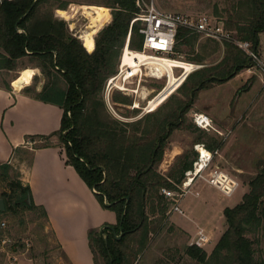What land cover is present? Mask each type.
Instances as JSON below:
<instances>
[{
  "label": "trees",
  "instance_id": "1",
  "mask_svg": "<svg viewBox=\"0 0 264 264\" xmlns=\"http://www.w3.org/2000/svg\"><path fill=\"white\" fill-rule=\"evenodd\" d=\"M72 2L76 1L0 0V86L11 89L10 82L20 70L39 69L43 77L41 88L37 89V75L33 74L21 91L59 106L62 116L55 132L32 136L44 139L33 148L47 146L50 143L46 140L57 136L65 150V162L88 187L94 188L99 204L114 211L115 223L87 231L93 264H136L138 255L150 243V234L166 219L172 202L160 189H176L174 183L181 182L196 155L193 149L185 151L173 159L167 174L160 173L158 166L168 138L176 129H201L192 144L202 142L210 150L217 148L220 142L188 121L187 113L199 91L229 80L246 65L247 59L236 45L224 42L222 57L204 63L219 42L205 38L204 44L196 47L199 36L179 27L171 55L186 47L189 55L185 61L202 66L190 71L175 93L154 110L135 120H121L108 111L103 94L107 80L117 71L128 32L127 47L142 50L141 21L131 23L139 9L134 0H101V5L106 6L105 18L93 29L91 41H81L69 30L62 15ZM221 10L216 4L211 15L236 38L257 46L259 33L264 31V0H231L223 9L225 18ZM248 88L244 84L238 92ZM111 101L130 104L132 97L116 90ZM23 152L22 159L31 158L32 151ZM258 167L241 200L224 207L225 229L211 250L186 245L185 253L197 264H264L259 246L264 222V159ZM0 182H4L0 191L4 208L0 215L37 214L47 224L45 210L34 204L30 188L21 181L16 166L1 163ZM104 197L109 205H105ZM167 259L160 258L154 264H169Z\"/></svg>",
  "mask_w": 264,
  "mask_h": 264
},
{
  "label": "rangeland",
  "instance_id": "2",
  "mask_svg": "<svg viewBox=\"0 0 264 264\" xmlns=\"http://www.w3.org/2000/svg\"><path fill=\"white\" fill-rule=\"evenodd\" d=\"M75 1L76 2L70 3L67 8L62 11V15L66 18L65 20L69 30L74 35L79 37L81 41L83 39L90 41L89 39H92V31L98 25L91 28V35L89 38L82 37L83 30L87 29L89 24H95V21H92L90 18V12L101 9L104 13V7L106 6L101 5V0ZM230 1L231 0H154L156 6L160 9L189 16H195L201 13L213 14L214 5L217 4V7L222 9V17L224 18L225 13L223 9L228 6V2ZM104 18L105 16L103 15V20ZM204 42L205 38L198 37L195 45L197 47L198 44H204ZM259 42L260 44H264V31L259 34ZM187 51L188 48L183 47L182 52L172 54L170 58L174 55L176 59L185 60L187 55H189ZM145 52L153 55L155 54L150 50H146ZM223 52L224 46L220 44L204 63L218 61L222 57ZM25 72H30L28 79L31 80L34 69L30 67L20 70L19 75L15 79L21 77ZM181 72V68H174L173 70V73L177 76ZM161 73L162 72L159 71L156 72L151 64L140 66V70L137 71L136 75L129 77L125 81V87L128 88L126 93L132 97L131 103L122 104L112 102L111 95L113 91L117 90L114 88L109 91L107 96L106 93L103 94L108 111L114 117L125 121L135 120L144 115L149 111L147 106L149 99L153 98V96L162 90L167 83L168 76L165 75V72H163V75L159 76ZM35 74L37 75V84L42 82V86L43 77L38 68L35 69ZM40 79L42 80L40 81ZM116 82L122 83L121 78L117 77ZM255 82L256 80L253 77L248 76V74L240 70L236 76L234 75L232 79L230 78L227 82L213 84L208 89L199 91L192 107L187 113V120L192 121V114L194 112H200L197 107H201L204 104H207L214 112L215 119H211L215 130L211 129L207 131V133L215 137L220 142V145L223 147L225 145L223 154H225L227 160L225 165L219 164L217 167L226 172L237 182V186L231 195L226 196L220 192L216 194V200H218L220 205L225 204L232 206L241 200L242 195L248 189V179L256 173L258 170L257 164L264 159V87L261 86L260 81L256 84ZM244 84L248 85L249 88L242 89L238 92V89ZM131 106L136 107L133 108L137 109V111L133 112L134 110ZM200 130H174L167 140L168 146L166 151L170 149L171 144H179L183 150L181 153L190 151V149L194 150L192 142L194 138L200 134ZM216 131H223V133L230 131V133L223 139ZM205 139L206 138L203 137L202 141H205ZM160 164L158 166V171H160ZM214 166H216V161L213 159L209 167ZM236 167H240L241 171L236 170ZM169 170L170 168L167 167L164 171V175L167 174ZM199 181L203 180L199 179ZM203 182L206 183L205 181ZM3 187L4 182H0V191ZM193 188L194 189H192L191 186L186 197L179 202L182 208L185 206V203H189L190 201L195 203V201H198L202 196L206 195L205 190H198L195 185ZM169 208L170 206L166 211V219L160 223V226L156 228L155 232L150 234V243L147 248L138 255L136 264H154L158 259L165 257H169V259H167L169 264H197L194 259L190 258L185 253L184 249L186 245H188V239H186L184 232H182L180 228L178 229L174 222L170 220V215L175 212L170 211ZM211 210L212 209L208 210L209 214L212 212ZM176 216L177 215L174 214V217ZM0 219L5 220L7 223L6 228L0 234V239H6L4 244L0 241V264H9L8 256L5 252H13L17 255V260L12 264H70L62 251L58 249L52 237L50 226L44 223L42 219L37 218V214H25L23 217L2 214L0 215ZM218 234L219 231L215 230L214 239L218 238ZM259 235V246L262 248V256L264 257V222ZM210 244V242H207L202 248L209 252L211 250ZM26 259H30V261Z\"/></svg>",
  "mask_w": 264,
  "mask_h": 264
},
{
  "label": "crops",
  "instance_id": "3",
  "mask_svg": "<svg viewBox=\"0 0 264 264\" xmlns=\"http://www.w3.org/2000/svg\"><path fill=\"white\" fill-rule=\"evenodd\" d=\"M201 14L211 16L209 13ZM257 48L264 53V44L258 42ZM33 69L35 74L36 68ZM255 80V84L258 83L259 80ZM30 81L28 79L19 87H12L11 81V89L0 86V164L10 163L18 168L21 181L30 188L34 204L45 210L48 218L47 224L52 230L56 245L68 262L70 264H93L87 231L92 227H101L105 223H115V213L99 204L94 191L84 183L75 169L65 162V150L57 136H51L46 140L49 141V145L33 148L34 144L41 143L44 139H33L32 136H47L60 127L62 109L55 104L42 102L25 95L21 88ZM41 84L42 82L37 84V89L41 88ZM197 108L200 112L207 113L210 118L215 119L214 112L207 104ZM28 140L33 141V144L28 145ZM224 147L219 145L216 148L217 155L215 154L212 158V161L213 159L216 161V166L225 165L227 162L223 154ZM24 149L32 151L31 158L28 160L22 159L25 155ZM182 151L179 144H171L163 157L166 167H169L173 159ZM259 164L260 162L257 167ZM236 168L241 171L240 167ZM194 185L198 190H205L206 195L195 203L190 201L185 203L183 208L180 206L184 215L177 212L172 213L170 220L184 232L188 244L194 236L196 227L203 228L208 237L207 242L211 243L212 248L225 229L223 209L228 205L218 203L216 194L220 191L216 188L197 179L192 189ZM210 209L212 212L209 214ZM174 214L177 216L174 217ZM215 230H218L219 234L218 238L214 239ZM26 260L30 261V259Z\"/></svg>",
  "mask_w": 264,
  "mask_h": 264
},
{
  "label": "built area",
  "instance_id": "4",
  "mask_svg": "<svg viewBox=\"0 0 264 264\" xmlns=\"http://www.w3.org/2000/svg\"><path fill=\"white\" fill-rule=\"evenodd\" d=\"M134 1L135 5L139 9V12L136 13L134 18L131 20V23L135 20L141 21V27L139 28V32L143 35L141 51L150 50L151 52L155 53L154 56L170 57L174 50L176 31L179 27H183L186 28L190 33H195L201 38H210L219 42L220 44H223L224 42H230L236 45L245 54L247 59L246 65L241 69V71H244L246 74H248V76L253 77L254 79H258L261 85L264 86V53H261L257 46L252 45L249 40L236 38L231 31L227 30L223 26L221 20L207 14L189 16L178 12L163 10L156 6L154 0ZM128 36L129 32L127 34L124 48L127 47ZM192 65V70L202 66V64L199 63H192ZM155 70L158 72L157 69ZM134 75L136 74H132L131 68L127 65L121 68V63L119 61L115 75L111 76L106 82L104 89L106 96L108 95L109 91L114 88L125 94H128L126 93L128 88L125 87V81ZM165 75L167 76L166 72ZM159 76H161V74ZM117 77L121 78L122 83L116 82ZM133 107L134 106H131V108ZM192 121L196 126L206 131L214 129L212 125V119L206 113L194 112L192 114ZM216 132L223 139H225L230 133V131H226L224 133L218 131ZM27 144L32 145L33 141L28 140ZM193 148L196 152V157L192 162L191 168L184 172L181 182L177 184L174 183L176 189H169L166 187H162L160 189V192L172 201L169 210L172 212H177L181 215H184V212L181 209L179 202L182 197H184L189 192L190 187L193 185L196 179H202L207 184L215 187L218 191L226 196L231 195L237 186V182L226 172L219 169L217 166L209 167L213 156L218 152L216 148L210 150L204 145V143L201 142L194 143ZM159 169V172L162 174H164V171L167 169L164 159L162 160ZM92 190L95 191L94 188H92ZM6 226V221L0 219V233L6 228ZM0 241L4 244L6 239L2 238ZM207 241L208 238L204 229L197 227L195 234L190 241V245L203 247ZM5 253L8 256L9 264H12L17 260V255L13 252Z\"/></svg>",
  "mask_w": 264,
  "mask_h": 264
},
{
  "label": "bare ground",
  "instance_id": "5",
  "mask_svg": "<svg viewBox=\"0 0 264 264\" xmlns=\"http://www.w3.org/2000/svg\"><path fill=\"white\" fill-rule=\"evenodd\" d=\"M91 13L92 21H95V24H89L87 29L83 30L82 37L89 38L91 35V28L99 24L103 20V10L96 9ZM91 41V39H89ZM121 68L125 65L131 68V73L136 74L139 70V67L148 64L152 65L159 72L167 73V83L164 88L153 98L148 101L149 110H154L160 103H162L175 89L182 83L185 76L192 71L193 65L192 62L180 60L176 58H170L169 56H154L152 54L146 53L145 51H136L131 50L128 47L122 49L120 55ZM137 67V68H136ZM149 67V66H148ZM174 67H180L182 72L177 76L173 73ZM136 68V69H135ZM30 72H25L21 77L15 79L12 82L13 87H19L24 82L28 81Z\"/></svg>",
  "mask_w": 264,
  "mask_h": 264
},
{
  "label": "water",
  "instance_id": "6",
  "mask_svg": "<svg viewBox=\"0 0 264 264\" xmlns=\"http://www.w3.org/2000/svg\"><path fill=\"white\" fill-rule=\"evenodd\" d=\"M95 192V191H94ZM104 203L105 205H109L110 203L107 201L106 197H104ZM4 208V205H3V200L0 199V210H3ZM103 227H101L102 229ZM114 232V231H113ZM121 234L122 232H120L118 235H116V238L119 239L121 237ZM104 238H105V244H106V236L104 235ZM110 261H111V258H110Z\"/></svg>",
  "mask_w": 264,
  "mask_h": 264
},
{
  "label": "clouds",
  "instance_id": "7",
  "mask_svg": "<svg viewBox=\"0 0 264 264\" xmlns=\"http://www.w3.org/2000/svg\"><path fill=\"white\" fill-rule=\"evenodd\" d=\"M124 48V47H123ZM150 111V110H149Z\"/></svg>",
  "mask_w": 264,
  "mask_h": 264
}]
</instances>
